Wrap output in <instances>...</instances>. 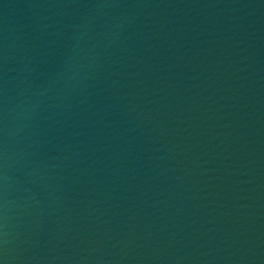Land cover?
Here are the masks:
<instances>
[{
    "label": "water",
    "instance_id": "water-1",
    "mask_svg": "<svg viewBox=\"0 0 264 264\" xmlns=\"http://www.w3.org/2000/svg\"><path fill=\"white\" fill-rule=\"evenodd\" d=\"M0 264H264V0H0Z\"/></svg>",
    "mask_w": 264,
    "mask_h": 264
}]
</instances>
